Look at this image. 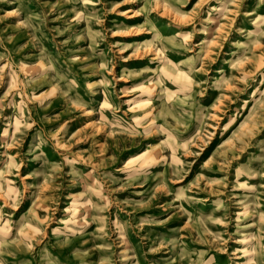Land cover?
I'll use <instances>...</instances> for the list:
<instances>
[{
  "label": "rangeland",
  "instance_id": "obj_1",
  "mask_svg": "<svg viewBox=\"0 0 264 264\" xmlns=\"http://www.w3.org/2000/svg\"><path fill=\"white\" fill-rule=\"evenodd\" d=\"M0 264H264V0H0Z\"/></svg>",
  "mask_w": 264,
  "mask_h": 264
}]
</instances>
